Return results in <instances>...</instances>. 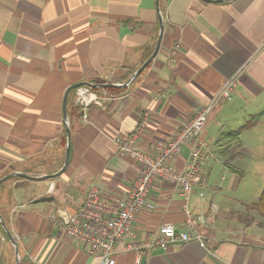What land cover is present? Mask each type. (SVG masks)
Here are the masks:
<instances>
[{
  "label": "crops",
  "instance_id": "crops-1",
  "mask_svg": "<svg viewBox=\"0 0 264 264\" xmlns=\"http://www.w3.org/2000/svg\"><path fill=\"white\" fill-rule=\"evenodd\" d=\"M158 1L159 48L129 82L155 48L154 0H0V179L12 172L35 177L14 176L0 184V216L17 243L19 264H97L57 220L73 214L92 187L112 202L129 191L138 166L117 154L113 139L133 133L149 108L138 148L147 151L153 140H169L232 76L237 79L231 98L214 105L201 132L210 149L197 171L204 186L183 199L178 187L155 180L148 206L123 241L152 242L163 224L185 231V204L193 219L189 232L204 246L152 245L141 250L139 261L131 251L116 254L114 264H264V216L249 224L240 222L243 212L226 217L228 208L240 212L255 204L242 187V170L234 173L222 161L229 143L218 141L264 110V0ZM83 82L115 86L89 87L98 98L87 109L89 123L74 103L75 89L69 91L65 121L64 93ZM65 125L66 169L41 178L63 165ZM258 150H264V116L241 133L228 165L235 168V159L253 158ZM188 151L189 145L181 148L174 168H184ZM41 197L53 200L33 203ZM0 264H16L1 225Z\"/></svg>",
  "mask_w": 264,
  "mask_h": 264
},
{
  "label": "built area",
  "instance_id": "built-area-1",
  "mask_svg": "<svg viewBox=\"0 0 264 264\" xmlns=\"http://www.w3.org/2000/svg\"><path fill=\"white\" fill-rule=\"evenodd\" d=\"M175 43L171 53L177 49ZM236 76L227 78L221 88L210 98L207 105L199 106L193 116L185 121L169 140H153L147 151L138 148V135L150 117V109L143 111L137 128L127 137L117 136L113 139L119 156L132 159L138 166L136 177L126 195L115 202L106 200L98 188L92 187L86 193L81 206L73 213L63 215L57 220L59 229L74 243L85 248L89 256L98 259L97 264H114L118 253L134 252L137 261L141 250L152 245L164 248L166 243L196 241L201 247L204 241L200 236H192L193 219L186 211L185 231H176L173 225L163 224L159 227L152 242L123 241L130 237L131 226L136 215L147 204V197L155 180L178 187L183 199H186L195 186H204L205 180L197 178L201 164L209 158L208 143L201 137L206 119L220 99L229 100L236 84ZM98 98L89 87L75 88L74 103L80 109L82 119L89 123L87 109L97 104ZM189 145L185 166L177 170L172 160L181 148ZM202 196V193L199 194Z\"/></svg>",
  "mask_w": 264,
  "mask_h": 264
},
{
  "label": "water",
  "instance_id": "water-1",
  "mask_svg": "<svg viewBox=\"0 0 264 264\" xmlns=\"http://www.w3.org/2000/svg\"><path fill=\"white\" fill-rule=\"evenodd\" d=\"M201 1L208 2V3H220V2L226 1V0H201ZM154 4H155V10H156V13H157V18H158V25H159V30H158V35H157V38H156L155 48H154V51H153L152 55L146 61H144V63L131 76V78L129 79V82L134 80L138 75L141 74V72L145 69V67L150 63V61L155 56V54H156V52H157V50L159 48V45H160L161 37H162V34H163V20H162V14H161V10H160L159 1L158 0H154ZM82 85L88 86V87H90L92 89H98V88L106 89V88H111V87L115 86V85H112V84H90V83H86V82L77 83V84H74V85L70 86L65 91L64 96H63V100H62L63 117H64L65 121L67 120V118H66V99H67V95H68L69 91H71V90H73V89H75V88H77L79 86H82ZM65 131H66V142L67 143H66V149H65V154H64V162H63V165H62L61 169L58 172L54 173V174L46 175V176H43L41 178H55V177L61 175V173L66 169V166L68 164L69 141H70V131H69V128L67 127V125H65ZM14 176L15 177L28 178V179H35V177L29 176V175H27L25 173L12 172V173L6 175L5 177L1 178L0 179V184L2 182L6 181L7 179H9L11 177H14ZM52 200H53L52 197H41L39 199L34 200L33 203L50 202ZM0 225L3 228V230L5 232V235L7 236L8 240L11 242V244L14 247V254H15V258H16V264H19V262H18L17 243H16L15 239L13 238L12 234L10 233V231L5 226L1 216H0Z\"/></svg>",
  "mask_w": 264,
  "mask_h": 264
},
{
  "label": "rangeland",
  "instance_id": "rangeland-1",
  "mask_svg": "<svg viewBox=\"0 0 264 264\" xmlns=\"http://www.w3.org/2000/svg\"><path fill=\"white\" fill-rule=\"evenodd\" d=\"M235 79H237V78H235ZM82 86H85V85H82ZM82 86H79V87H82ZM217 149L218 148L213 149L214 155L216 154V152H218V151H216ZM255 150H257V149H255ZM209 151H210V149H209ZM235 160L232 162L233 166H235V168H239L240 170H242L243 174L245 175L244 179L241 180L243 183L242 187L245 189V192H246L245 194H247L246 196L248 197L249 201L252 203L254 202V204H255V202L258 199L257 198L258 193L262 189V187L264 186V150L263 151L258 150V152H255V156H253V158L246 156V157H239L236 161ZM216 168L220 169V170L223 169V167H221L219 165ZM223 171H225V170H223ZM215 172L220 174L218 171H215ZM240 188L241 187L239 186L238 192H242L240 190ZM252 203H251V205H254ZM226 208H228V207H226ZM225 212L226 211H224V213ZM242 212H243V214H241ZM240 214L243 217L242 219L240 218V222H242L243 224H249L252 222V220H259L262 218V216H260L257 213V210L255 208H252V207H250V209H247L245 211H240V212H238L237 209L233 210V209L228 208L226 217L228 218V217L232 216L231 218L236 219L237 215H240ZM243 215L246 216V218ZM253 228H255V227H253Z\"/></svg>",
  "mask_w": 264,
  "mask_h": 264
},
{
  "label": "trees",
  "instance_id": "trees-1",
  "mask_svg": "<svg viewBox=\"0 0 264 264\" xmlns=\"http://www.w3.org/2000/svg\"><path fill=\"white\" fill-rule=\"evenodd\" d=\"M264 116V110L251 116L247 121L246 123L241 126L239 129L235 130V131H232V132H229V133H222L220 134L219 138H218V141L222 142V141H227L229 144L226 146L225 150H228L226 151V154L225 156H222V161L225 162L227 164V168L229 170H231L232 172L234 173H239V175L242 173L240 170L228 165V161L230 160L231 156H232V150L234 149L236 143L238 142V139H239V136L241 135V133L247 129V128H250L254 125H256L260 119ZM229 154L226 158V155ZM254 208L257 210V213L260 215V216H264V187L263 189L261 190L259 196H258V199L254 205Z\"/></svg>",
  "mask_w": 264,
  "mask_h": 264
}]
</instances>
